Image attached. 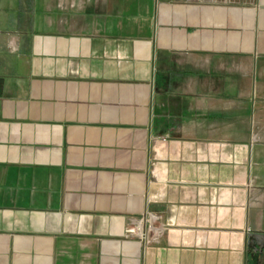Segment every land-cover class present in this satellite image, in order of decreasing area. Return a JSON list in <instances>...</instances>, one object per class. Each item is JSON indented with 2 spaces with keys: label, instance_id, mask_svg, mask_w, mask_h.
<instances>
[{
  "label": "crops",
  "instance_id": "obj_1",
  "mask_svg": "<svg viewBox=\"0 0 264 264\" xmlns=\"http://www.w3.org/2000/svg\"><path fill=\"white\" fill-rule=\"evenodd\" d=\"M0 264H264V0H0Z\"/></svg>",
  "mask_w": 264,
  "mask_h": 264
},
{
  "label": "built area",
  "instance_id": "obj_2",
  "mask_svg": "<svg viewBox=\"0 0 264 264\" xmlns=\"http://www.w3.org/2000/svg\"><path fill=\"white\" fill-rule=\"evenodd\" d=\"M144 220H139V223L127 228L126 233L129 235H139L143 237L145 230L143 225Z\"/></svg>",
  "mask_w": 264,
  "mask_h": 264
}]
</instances>
